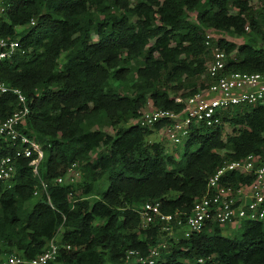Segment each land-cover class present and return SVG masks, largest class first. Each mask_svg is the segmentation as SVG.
<instances>
[{"label":"trees","instance_id":"trees-1","mask_svg":"<svg viewBox=\"0 0 264 264\" xmlns=\"http://www.w3.org/2000/svg\"><path fill=\"white\" fill-rule=\"evenodd\" d=\"M3 2L0 35L19 39L20 50L0 62V81L25 93L31 113L23 130L43 158L39 175L30 165L34 152L18 157L13 183L0 180V254L31 259L60 233L58 258L48 264H128L129 250L148 255L165 235L157 224L144 228L135 206L160 201L165 213L189 214L225 160L264 158L261 104L228 112L233 130L225 138L223 125H193L179 156L147 139L164 122L132 123L149 101L180 111L184 102L176 97L210 84L202 75L211 29L249 36L243 43L212 41L235 53L226 72H264V0ZM17 108L14 93H0V119ZM18 145L0 142V155L14 154ZM74 162L80 177L56 183ZM104 177L108 185L101 189ZM253 179L232 172L223 182L237 187ZM41 181L49 197H35ZM237 228L241 234L229 237L210 222L200 232L169 236L154 264H264V223L243 221Z\"/></svg>","mask_w":264,"mask_h":264},{"label":"built area","instance_id":"built-area-1","mask_svg":"<svg viewBox=\"0 0 264 264\" xmlns=\"http://www.w3.org/2000/svg\"><path fill=\"white\" fill-rule=\"evenodd\" d=\"M3 1L0 0V14L5 11ZM32 23L34 24V21ZM246 30H250L249 24ZM210 31L206 35L209 50L207 70L202 75L203 80H211L210 84L199 87L198 91L186 98L176 97V102H184V107L180 111L156 108L149 101L132 123L153 127L158 122H164L162 131L173 145L178 146L185 143L193 125L207 127L223 125L225 129L223 136H226L229 123L225 117L234 107L264 105V72H226L227 61L235 53L229 54L218 45H212V41L217 39ZM19 50V39L0 35V62L14 57ZM7 92L17 96L18 108L10 117L0 119V142L12 140L19 145L14 154L0 155V180L11 184L17 172V159L21 156L32 157L34 152L37 153L30 165L33 166L34 173L39 175L43 150L23 130L31 113L25 93L20 88L0 81V93ZM77 167L78 163L74 162L66 174L55 179V182L63 184L66 181H76L80 177ZM232 172L253 176V182L237 187L224 183L225 177ZM47 188L48 184L41 181V186L34 191L35 197L44 193L49 197ZM161 207L160 201H149L135 206L141 214L144 228L157 224L165 235L163 240L151 248L148 255H143L140 250H129L125 256L126 263L154 264L161 258L162 249L168 246L167 237L186 232L185 229L189 233L200 232L210 222H218L223 227L225 225L237 227L243 221L264 223V158L251 153L238 160H225L223 165L208 177L206 193L194 201L189 214L165 213ZM60 247L59 239L56 237L48 241L43 251L31 259L14 252L0 254V264H48L57 260ZM66 248L71 249V246L67 245Z\"/></svg>","mask_w":264,"mask_h":264},{"label":"rangeland","instance_id":"rangeland-1","mask_svg":"<svg viewBox=\"0 0 264 264\" xmlns=\"http://www.w3.org/2000/svg\"><path fill=\"white\" fill-rule=\"evenodd\" d=\"M261 4H263L261 1H255V5L256 6H260ZM191 18H195V14H190ZM214 37L218 40L219 38H225L227 40H232L236 43H243L245 41H247V39H249L248 35L243 36L242 38H233L232 36H230L228 33L224 32V31H217V30H212L210 31ZM96 39V38H95ZM260 46L264 47V44H261V41L259 42ZM63 57V56H62ZM61 62V61H60ZM133 122V121H132ZM98 127V126H96ZM105 131L109 132V133H113L114 129L113 128H109V127H105L104 129ZM233 130V127L231 125H227L226 128V133H229ZM225 138V136H224ZM148 141L150 142H154V141H160L163 142L166 147H167V152L169 154H172V152H175L176 155H180L181 151H182V147L181 145L175 146L172 144V142L170 141V139L166 136L165 132L161 130L155 131L154 133H152L151 135L148 136ZM223 152V151H220ZM108 185V181L107 178L104 177L102 179V181L98 184V187L103 189L105 187H107ZM91 199L95 200V199H99V197L97 196H93L91 197ZM36 198L32 199V201L30 202L31 205H33V203L35 202ZM186 232H182L185 235L190 234L189 231L187 229H185ZM223 234L229 237H235V236H239L241 234V230H239L237 227H234L233 225L230 226H224V231ZM60 236V233L58 234V237ZM177 237V236H176ZM175 237V238H176Z\"/></svg>","mask_w":264,"mask_h":264}]
</instances>
